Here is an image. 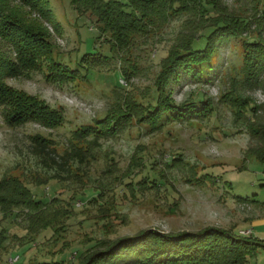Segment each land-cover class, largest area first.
I'll list each match as a JSON object with an SVG mask.
<instances>
[{
	"label": "rangeland",
	"instance_id": "1",
	"mask_svg": "<svg viewBox=\"0 0 264 264\" xmlns=\"http://www.w3.org/2000/svg\"><path fill=\"white\" fill-rule=\"evenodd\" d=\"M43 1L46 14L22 0H4V8L43 30L51 55L25 63L1 34L0 50L18 62L6 84L56 109L63 121L56 127L39 120L10 124L15 107L1 105L0 180L17 176L37 199L61 202L50 205L52 227L38 230L27 229L24 212L16 209L4 218L0 210V264H82L81 253L88 256L146 230L249 228L264 242V162L250 151L262 145L251 128L264 124V70L250 72L244 55L246 40L264 41V0H218L227 21L250 23L237 24L239 34L219 46L213 68L201 78L184 75L162 83L167 100L183 108L205 98L207 111L161 125L148 119L144 104L154 102L162 62L185 17L137 35L129 47L113 48L94 15L80 14L71 0ZM97 51L81 66L85 54ZM54 64L81 73L72 79ZM107 112L128 113L116 135L76 138V130L97 126ZM37 134L54 140L57 163L37 153ZM74 146L84 158L65 170L60 156ZM252 217L259 221L252 225ZM257 252L264 255L262 247Z\"/></svg>",
	"mask_w": 264,
	"mask_h": 264
},
{
	"label": "trees",
	"instance_id": "2",
	"mask_svg": "<svg viewBox=\"0 0 264 264\" xmlns=\"http://www.w3.org/2000/svg\"><path fill=\"white\" fill-rule=\"evenodd\" d=\"M22 1L48 13L43 0ZM71 3L80 14L91 13L96 17L99 32L110 34L113 48L129 47L134 44L137 35L149 34L152 28L165 27L173 18L185 17L176 36L175 46L162 62L161 80L157 85L154 102L144 104L148 119L154 124L156 118L160 119V125L164 120L180 118L188 112L198 114L207 111L205 98L186 103L183 108L167 100L162 83L179 80L184 75L201 78L203 70L208 72L213 68V57L219 46L239 34L237 24L245 26L250 23L241 18L227 21L218 0H71ZM4 7V0H0V34L11 43L18 58L26 63V59L30 60L31 57L51 55L52 50L43 30L25 25L21 18L6 12ZM49 20L52 21V17ZM244 47L248 70L252 72L257 67L258 72L263 71L264 41L254 37L246 40ZM97 54L98 51L85 54L80 61L81 66H84L83 62L89 56ZM17 65L14 58L5 56L0 50V106L15 107V111L8 117L9 123L19 125L29 120H39L49 127L58 126L63 121L61 113L34 97L12 90L6 84V78L18 69ZM53 68L60 75L72 79H75L76 73H81L78 67L69 64H54ZM254 74L257 73L254 71ZM120 114L107 112L97 126L90 125L81 131L76 130V138H84L86 133L94 135L95 139L102 135H116L124 124L122 120H126L128 115L124 112ZM251 131L262 145L250 151L264 162V124L253 126ZM33 140L35 150L44 160L52 157L53 162L57 163L54 140L41 134L35 135ZM60 158L59 164L67 170L70 161L76 158L82 160L84 153L74 146ZM60 202L59 198L48 202L37 199L31 188L17 176H5L0 180V210L4 218L11 216L16 209L22 211L30 222L29 230H38L41 225L43 228L52 227L47 223L50 222V205L57 206ZM260 247L264 249V242L253 235L209 225L196 231L167 233L146 230L134 237L121 238L109 244L106 249L88 256L81 253L80 258L82 264H247Z\"/></svg>",
	"mask_w": 264,
	"mask_h": 264
},
{
	"label": "crops",
	"instance_id": "3",
	"mask_svg": "<svg viewBox=\"0 0 264 264\" xmlns=\"http://www.w3.org/2000/svg\"><path fill=\"white\" fill-rule=\"evenodd\" d=\"M253 218L254 217H252L251 219H248L249 221L253 222L252 225L256 224L257 221H259V220L252 221V220H254ZM248 230H251V229H249V228H247V229H239V232L241 233L242 231H248ZM251 235H253L252 230H251ZM258 253L259 252L256 251V253L249 259L247 264H264V255L258 254Z\"/></svg>",
	"mask_w": 264,
	"mask_h": 264
},
{
	"label": "built area",
	"instance_id": "4",
	"mask_svg": "<svg viewBox=\"0 0 264 264\" xmlns=\"http://www.w3.org/2000/svg\"><path fill=\"white\" fill-rule=\"evenodd\" d=\"M241 234H244V235H251V230H248V231H242Z\"/></svg>",
	"mask_w": 264,
	"mask_h": 264
}]
</instances>
